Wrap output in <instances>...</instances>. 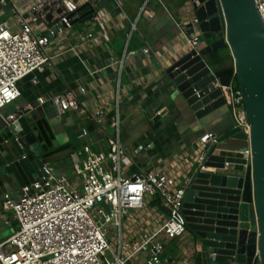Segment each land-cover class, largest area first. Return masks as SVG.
<instances>
[{
	"label": "crops",
	"instance_id": "obj_1",
	"mask_svg": "<svg viewBox=\"0 0 264 264\" xmlns=\"http://www.w3.org/2000/svg\"><path fill=\"white\" fill-rule=\"evenodd\" d=\"M41 1L44 0H0V23L13 24L12 12L16 10L30 22L34 33L48 34L54 23L49 22L47 16L52 14L57 20L58 8L53 5L40 14L34 8ZM72 1L80 11L72 17L68 29L51 35L47 48L52 58L50 65L19 82V99L5 107L1 115L18 119L29 112L35 116L40 127L36 133L38 137L39 132L44 135L55 179L73 184L76 180L74 167L84 160L76 156L78 152L85 148L93 152L108 150L114 91L120 79L121 139L124 153L131 157V164L123 168V174L130 177L139 172L170 169L184 174L186 169L181 162L191 155L197 139L211 130L223 131L221 127L229 124L231 118L233 120L225 107L201 119L183 114V99L173 91L165 76L164 70L189 51L179 24L193 19L194 12L183 7L184 0H151L146 13L137 21L136 30L131 32L130 25L144 0H101L94 5L88 0ZM90 10L95 14L93 19L78 20ZM202 41L205 47L203 38ZM145 49H148L147 54L143 53ZM120 60L123 61L121 70L116 63ZM79 88H83L84 93H80ZM66 92L76 93L86 115L72 112L58 116L51 100ZM40 98L43 104L39 103ZM168 98L172 99L171 110L163 107L157 113L166 112L161 122L153 124V111L161 104L167 106ZM214 123L217 126L212 128ZM3 129L4 122L0 118V137ZM77 132L82 135L76 138ZM139 146L145 149L135 155ZM213 157L216 158L214 163L219 164L218 160L223 158L232 170L244 171V159L239 152L218 146ZM19 196L20 191H16L11 197L16 200ZM159 205L155 198L145 210L151 211ZM14 221L12 213L3 208L1 197L0 243L15 231L16 227L11 226ZM126 226V233L132 239L143 238L147 233L146 226L139 220L133 224L127 221ZM161 242L164 245L161 264L205 263L200 247H194L188 232L173 240L162 237ZM147 259L148 255L143 253L127 264H146Z\"/></svg>",
	"mask_w": 264,
	"mask_h": 264
},
{
	"label": "built area",
	"instance_id": "obj_2",
	"mask_svg": "<svg viewBox=\"0 0 264 264\" xmlns=\"http://www.w3.org/2000/svg\"><path fill=\"white\" fill-rule=\"evenodd\" d=\"M88 1L94 5L101 0ZM150 1L144 0L137 18L130 25L131 32L136 30L137 21L146 13ZM253 1L264 26V0ZM53 5L60 11L54 25H62L61 31L68 29L72 20L70 15L78 10V5L72 0H44L34 11L42 14ZM11 18L13 24L9 21L0 23V118L5 128L17 118L3 117L1 111L19 99L21 80L50 65L52 58L47 48L51 35H55L52 28L48 34L34 33L30 22L16 10ZM179 31L186 38L189 51L198 53L204 48L195 17L179 24ZM143 53L147 54L148 49ZM116 63L121 70L123 61ZM215 87L220 86L217 83ZM220 89L235 128L248 137L249 125L238 89L233 85ZM79 91L84 93L83 88ZM51 102L59 117L72 112L86 115L75 92L55 96ZM39 103H44L42 98ZM113 103L108 150L93 152L85 148L78 152L76 156L84 160L74 167L76 180L73 184L55 179L52 170L45 168L44 176L21 188L16 200L9 194L3 196V208L12 213L17 227L0 243V264H127L143 253L148 255L146 264H161L164 252L161 238L173 240L187 232L181 216L183 199L196 173L216 172L206 164L210 151L218 145L217 136L207 132L197 139L191 155L181 162L185 165L184 174L183 171L176 174L170 169L126 177L123 168L131 164V157L124 153L121 139L120 79L115 86ZM144 149L139 146L134 154ZM240 155L245 171L251 159L250 148ZM229 164L224 162V169L231 168ZM155 198L160 202L159 207L146 211ZM161 208L168 210L169 215L165 216ZM138 220L146 226L147 233L143 238L132 239L126 233V222L133 224ZM154 223L156 225L152 226Z\"/></svg>",
	"mask_w": 264,
	"mask_h": 264
},
{
	"label": "water",
	"instance_id": "obj_3",
	"mask_svg": "<svg viewBox=\"0 0 264 264\" xmlns=\"http://www.w3.org/2000/svg\"><path fill=\"white\" fill-rule=\"evenodd\" d=\"M199 22L206 46L198 51H188L164 71L171 88L183 99L182 113L201 119L209 112L225 107L220 87L234 82L241 96L249 136L235 128L230 115L223 131L211 130L218 144L240 141L232 149L243 152L250 148L251 159L245 171L224 169L223 158L214 163L210 151L207 167L215 173L198 172L185 193L181 216L185 221L194 247L199 246L204 264H253L258 259L264 264V26L253 0H184ZM80 10L70 15L74 17ZM60 11L58 10L57 14ZM90 10L78 20L94 18ZM47 20L56 23L52 14ZM77 20V21H78ZM55 24V34L63 28ZM228 49L232 66L212 70L205 57L212 52ZM220 87H215L216 84ZM153 111L152 123L159 124L166 112L157 114L163 107L171 110L172 99ZM165 105V106H164ZM36 117L25 112L9 127H4L0 137V198L13 196L26 185L44 176L48 161V147L39 132ZM82 135L77 132L75 137ZM5 138V139H4ZM40 138V140H39ZM44 145H43V143ZM169 215V211L161 208ZM11 226L17 227V221Z\"/></svg>",
	"mask_w": 264,
	"mask_h": 264
},
{
	"label": "trees",
	"instance_id": "obj_4",
	"mask_svg": "<svg viewBox=\"0 0 264 264\" xmlns=\"http://www.w3.org/2000/svg\"><path fill=\"white\" fill-rule=\"evenodd\" d=\"M206 61L212 70H223L232 66V58L228 49L212 52L206 56ZM232 85L238 89L235 82ZM253 264H259L258 259H255Z\"/></svg>",
	"mask_w": 264,
	"mask_h": 264
},
{
	"label": "rangeland",
	"instance_id": "obj_5",
	"mask_svg": "<svg viewBox=\"0 0 264 264\" xmlns=\"http://www.w3.org/2000/svg\"><path fill=\"white\" fill-rule=\"evenodd\" d=\"M219 113L220 112H218V114ZM183 114H184V112H183ZM212 125H213L212 128H215L217 126V123H214ZM241 144H243V143L240 142V141L227 140V141H224V142L218 144V146H219V148L226 147V148H229V149H235L236 147L240 146ZM47 160L48 161H52V156H49Z\"/></svg>",
	"mask_w": 264,
	"mask_h": 264
}]
</instances>
